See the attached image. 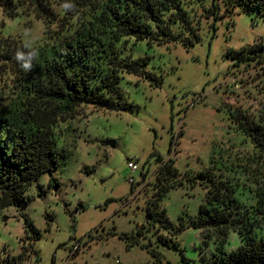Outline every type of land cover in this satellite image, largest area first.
Returning a JSON list of instances; mask_svg holds the SVG:
<instances>
[{
    "label": "rangeland",
    "instance_id": "rangeland-1",
    "mask_svg": "<svg viewBox=\"0 0 264 264\" xmlns=\"http://www.w3.org/2000/svg\"><path fill=\"white\" fill-rule=\"evenodd\" d=\"M208 6L210 0L188 6L197 34L193 43L184 45V34L177 41L126 43L122 55L144 58L142 70L157 79L121 72L119 86L132 110L87 103L80 114L55 125L58 165L29 184L28 200L0 211L7 216L0 218V264H216L213 242H203L202 230L190 222L205 189L186 178L209 168L227 173L224 166L232 161L255 170L257 154L234 127L229 108L264 115V57L238 64L226 52L264 39V19L255 9L230 11L222 3L217 18L205 17ZM0 20L5 36L31 45L46 40L42 21L30 12L8 17L0 11ZM168 160L181 183L159 204L171 228L182 226L177 233L158 221L146 223L145 201L155 191L158 167ZM25 217L39 235L33 240L36 252L20 257L28 242ZM121 233L136 243L127 245L131 239ZM238 243L231 230L226 248Z\"/></svg>",
    "mask_w": 264,
    "mask_h": 264
},
{
    "label": "trees",
    "instance_id": "trees-1",
    "mask_svg": "<svg viewBox=\"0 0 264 264\" xmlns=\"http://www.w3.org/2000/svg\"><path fill=\"white\" fill-rule=\"evenodd\" d=\"M191 2L202 0H0V10L8 17L30 12L41 20L46 38L31 45L20 37L5 36L0 20V77L7 87L0 96V211L28 200L24 192L29 184L58 165L54 127L59 121L80 114L79 108L87 103L114 111L132 110L119 86L122 71L157 80L142 70L144 58L122 55L131 38L160 43L177 41L184 34V45L197 39L188 10ZM219 3L230 11L235 6L255 9L264 19V0H210V6L203 7L205 17L217 18ZM226 54L238 64L261 62L264 39ZM26 63L33 65L30 71L21 67ZM229 109L234 127L250 140L257 154L255 170L232 161L224 166L227 173L209 168L188 176L187 181L198 180L205 189L190 222L202 230L203 242H213L216 264H264V115ZM244 180L249 181L247 185ZM180 183L171 160L158 167L155 191L145 201L147 224L158 221L171 228L159 201ZM0 218L7 216L0 214ZM24 225L28 242L22 244L20 257L30 249L36 252L33 240L39 235L28 217ZM182 229L172 227L171 232ZM231 230L239 243L228 249ZM134 239L127 245L135 244Z\"/></svg>",
    "mask_w": 264,
    "mask_h": 264
},
{
    "label": "clouds",
    "instance_id": "clouds-1",
    "mask_svg": "<svg viewBox=\"0 0 264 264\" xmlns=\"http://www.w3.org/2000/svg\"><path fill=\"white\" fill-rule=\"evenodd\" d=\"M65 7H67V5H63V8ZM33 52L36 53V57L39 55L38 51H33ZM21 67H23L25 71H30L33 68V65L31 63H26V64L21 65Z\"/></svg>",
    "mask_w": 264,
    "mask_h": 264
},
{
    "label": "built area",
    "instance_id": "built-area-1",
    "mask_svg": "<svg viewBox=\"0 0 264 264\" xmlns=\"http://www.w3.org/2000/svg\"><path fill=\"white\" fill-rule=\"evenodd\" d=\"M127 166H128L130 169H132V170L137 169V165H136L135 163L131 162V161H128V162H127Z\"/></svg>",
    "mask_w": 264,
    "mask_h": 264
}]
</instances>
